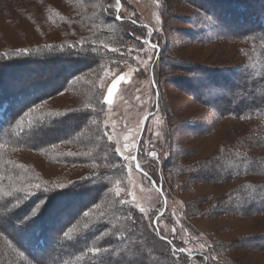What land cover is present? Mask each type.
I'll list each match as a JSON object with an SVG mask.
<instances>
[{
    "label": "rangeland",
    "instance_id": "rangeland-1",
    "mask_svg": "<svg viewBox=\"0 0 264 264\" xmlns=\"http://www.w3.org/2000/svg\"><path fill=\"white\" fill-rule=\"evenodd\" d=\"M197 8L188 0H121L119 9L114 0H0V53L27 52L50 45L81 52V42L91 43L100 30L122 34L121 43L105 46L117 52L119 59L95 63L76 78L81 87L73 88L74 85L67 92L53 94L38 103V108L43 114L57 113L86 104L92 92L99 90V99L104 104L101 133L121 160L120 178L109 187L115 197L112 205L115 206L116 199L129 211H137L142 228L149 235L148 242L142 241L145 247L137 256L135 253L124 256L126 263L149 261L154 264L156 248L161 253L167 252L174 264H264V212L241 213L234 208L238 205L235 199L248 185H264V171L241 174L233 179L210 180L208 177L213 172L206 163L229 155L232 150L264 162V140L257 137L264 130V121L221 116L217 110L195 99L186 88L193 82L189 72L196 67L240 70L249 57V49L242 40L230 36L198 41L200 36L194 34L195 23H192L202 15ZM96 15L109 20V23L105 21V28L92 20ZM134 20L151 26L155 30L154 37L152 30L135 25ZM158 40L162 42L163 51L155 61L158 52L152 47L156 42H152ZM58 71L65 72L64 69ZM152 72L156 77L155 86ZM121 76L125 79L113 90L111 103H108L109 89ZM205 90L209 92L206 96L212 97L220 92V89L218 92L211 88ZM64 127L65 132L75 126ZM54 134L61 135L57 131ZM47 136L48 133L42 131L33 140L38 142ZM99 140L103 142V138ZM58 146L45 151L42 148L9 151L6 157L14 168L5 164L6 169L2 165L0 170L17 174L18 166L23 165L28 168V174L26 177L6 176L0 180L1 187L14 193L27 190L31 195L43 189L42 186L59 189L58 185L64 187L75 180H90L93 172L102 168L59 162V158H76L74 154H83L85 148ZM96 181L92 184L99 182ZM159 181L163 184L164 197ZM1 195L0 206H10L11 202L3 201L5 196ZM108 196L105 199L109 202L112 199ZM65 197L54 200L55 205L63 206ZM105 211L106 208H98L96 204L77 219L76 225L82 229V219L93 221L98 218L95 214L99 216ZM154 225L176 247L188 249L190 257L179 256L166 241L158 239L153 232ZM78 227L73 234L88 249L98 243L97 236H105L106 245L111 238L104 229L95 230L96 239H85L79 236ZM10 246L0 235V260L9 257ZM120 252L109 260L124 254ZM194 253L199 255L193 257ZM53 257L57 254H52Z\"/></svg>",
    "mask_w": 264,
    "mask_h": 264
},
{
    "label": "trees",
    "instance_id": "trees-1",
    "mask_svg": "<svg viewBox=\"0 0 264 264\" xmlns=\"http://www.w3.org/2000/svg\"><path fill=\"white\" fill-rule=\"evenodd\" d=\"M188 1L192 5H197V9L202 13L198 19L192 21L195 23L194 34L200 36L197 38L198 41L205 42L208 38L217 40L230 36L232 39L244 42L249 49V57L245 63L241 64L240 70L225 67H196L192 70L193 72H189L194 83L189 82L186 88L192 91L195 99L198 98L203 104L217 110L221 116L230 115L264 121V0ZM92 20L97 21L96 24L100 25V28H105V21L109 23L108 19L99 15ZM133 22L135 25H142L152 30V37H154L155 30L151 26L141 24L137 20ZM106 33L100 30L91 43L81 42V52H74L71 49L60 50L50 45L39 46L27 52L10 50L0 53V111L3 109V118H0V169L2 165L6 169L5 164L14 168L13 163H10L6 157L9 151L18 149L36 151L39 148L45 151L59 148L58 145L67 147L81 145L83 149L85 148L83 154H74L76 158H59V162L102 167L93 172L95 174L90 180L87 178L75 180L59 189L53 186H42L43 189L31 192V195L27 194L30 193L27 190L14 193L0 185V197L2 193L5 196L3 201L11 202L6 208L0 206V235L5 237L11 245L9 257L6 260L1 259L0 264H152L149 261L126 263L123 259L124 256H129V253H135L137 256L140 253L139 250L145 247L142 241L148 242L149 235L143 230L137 211H129L116 199L115 206L112 205L115 197L109 187L120 178L118 174L121 171V160L111 151L110 145L105 142L101 133L104 104L99 99V90L96 89L91 95L89 94L90 99L86 104L75 105L57 113L43 114L38 108V103L53 94L60 91L67 92L74 85L73 88L81 87L82 84L76 78L80 73L88 72L95 63H108L119 59L120 55L117 52L108 50L105 46L121 43L122 34ZM154 42L158 52L155 61H158L159 54L163 51L162 42L158 40L152 43ZM60 69H64L65 72L59 73ZM152 76L155 86V73L152 72ZM241 79L242 82H240ZM86 88L84 85L83 89ZM205 88H211L217 92L220 89V92L216 97L206 96L209 92ZM221 104L224 105L222 108L219 106ZM67 125L75 127L64 132V126ZM82 130L84 134H87H82ZM42 131H46L49 137L35 142L34 136ZM54 131L61 135L55 136ZM257 137L264 140V130L263 132L261 130ZM99 138H103V142ZM206 163L209 164L208 169L213 172V175L208 177L210 180L222 177L233 179L241 174L264 171L262 160L253 159L233 150L229 152V155H223L214 162ZM18 168L17 174L13 171L0 170L2 174L0 180L6 176L26 177L28 168L23 165ZM151 178L157 180L155 177ZM92 179L99 182L92 184ZM158 185L164 197L162 182L159 181ZM104 195L111 196L109 199L112 200L108 202L105 199L107 196L104 198ZM64 196H66L64 205L56 206L54 200ZM66 198H70V201ZM235 200L238 205L230 207H234L241 213L264 212V185L257 187L248 185L243 194L241 193V196ZM96 204L98 208H106L103 215L95 214L98 218L93 221L89 219V223L86 218L82 219L84 226H87L89 230H86L87 227L84 228V226L82 229L78 227L77 219H81L84 216L83 213ZM76 227L80 228L79 236L83 235L85 239H94L97 236L95 232L104 229L107 236L110 235L111 238L106 245L103 243L105 236H97L98 243H93V248H100L101 252L91 253L88 247L75 238L73 231ZM153 229L154 235L161 241H166L173 252L179 256L190 257V253L180 251L183 248L176 247L170 239L163 237L155 225ZM66 232L67 237L64 235ZM99 239L102 241L99 242ZM76 241L79 242L76 243ZM120 250L121 254L124 253L123 255L115 260H109ZM52 254H57V257L51 258ZM197 255L199 254L194 253L193 257ZM153 256L156 257L154 264L156 262L157 264H174L172 257L169 258L165 251L161 253L155 248Z\"/></svg>",
    "mask_w": 264,
    "mask_h": 264
},
{
    "label": "snow or ice",
    "instance_id": "snow-or-ice-1",
    "mask_svg": "<svg viewBox=\"0 0 264 264\" xmlns=\"http://www.w3.org/2000/svg\"><path fill=\"white\" fill-rule=\"evenodd\" d=\"M115 5H116L117 9H119L121 7V0H115ZM157 20H159V17H157ZM152 47L155 48L156 45L153 44ZM124 79H125V77L124 76H121L117 81H114L113 82L111 88L109 89L108 97L106 98L108 103H111V97H112L113 90ZM17 127H19V125H17ZM121 155H123V153H121ZM152 155L155 156V153H152ZM133 159H135V158H133ZM136 167L139 168L140 165L137 163L136 164ZM58 187H63V185H58ZM117 192H119V190H117ZM141 211H143V209H141ZM85 227H87V226H85ZM64 235L67 237L68 236V233L66 232ZM180 251L184 252V251H189V250L188 249H180ZM89 252L98 254V253L101 252V249L100 248H91V249H89Z\"/></svg>",
    "mask_w": 264,
    "mask_h": 264
},
{
    "label": "bare ground",
    "instance_id": "bare-ground-1",
    "mask_svg": "<svg viewBox=\"0 0 264 264\" xmlns=\"http://www.w3.org/2000/svg\"><path fill=\"white\" fill-rule=\"evenodd\" d=\"M43 91H45V90H43Z\"/></svg>",
    "mask_w": 264,
    "mask_h": 264
}]
</instances>
